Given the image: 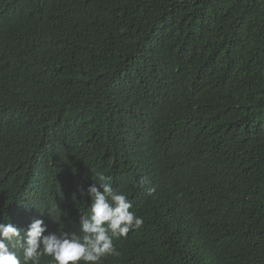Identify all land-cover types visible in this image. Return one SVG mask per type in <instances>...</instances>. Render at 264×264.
<instances>
[{
  "label": "trees",
  "instance_id": "16d2710c",
  "mask_svg": "<svg viewBox=\"0 0 264 264\" xmlns=\"http://www.w3.org/2000/svg\"><path fill=\"white\" fill-rule=\"evenodd\" d=\"M97 173L100 264H264V0H0V222L80 234Z\"/></svg>",
  "mask_w": 264,
  "mask_h": 264
},
{
  "label": "clouds",
  "instance_id": "9594fccd",
  "mask_svg": "<svg viewBox=\"0 0 264 264\" xmlns=\"http://www.w3.org/2000/svg\"><path fill=\"white\" fill-rule=\"evenodd\" d=\"M97 175L99 183L81 190L91 204L89 213L80 217V234L49 231L41 218L33 219L26 230L0 222V264H41L42 256L51 257V264H100L107 256H118L114 239L140 228L143 218L130 211L132 203L113 188L110 178Z\"/></svg>",
  "mask_w": 264,
  "mask_h": 264
}]
</instances>
